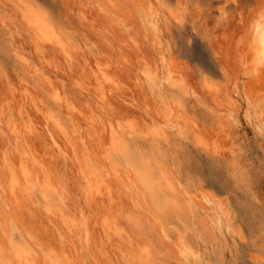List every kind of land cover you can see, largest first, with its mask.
<instances>
[{"label":"rangeland","instance_id":"1","mask_svg":"<svg viewBox=\"0 0 264 264\" xmlns=\"http://www.w3.org/2000/svg\"><path fill=\"white\" fill-rule=\"evenodd\" d=\"M26 1L31 6L51 12L60 21H66L64 23L76 32L77 38L90 41L95 50L92 52L89 46H83L71 62L52 46L48 49L40 47L19 12L12 10L13 2L0 0V157L7 156L18 162L24 155L35 154L42 163H47L46 169L50 171L56 187L54 196L50 194L51 203L63 206L72 218L75 217V224L70 229L61 219L50 220L45 213L47 200L43 198L42 186L36 183L33 205L36 209H43L40 214L47 217V226L50 229L57 226L62 233L65 231L66 238L71 235L74 254H79L81 262L85 264H140L134 254V246L140 237L137 226L126 217L128 212L124 210L128 208L124 200L120 196L113 201L106 197L91 199L82 178L87 164L99 165L114 159V164L121 170L125 167L124 154L118 152L112 143V132L106 130L100 137L105 142L102 147L99 137L89 130L91 126L88 120L96 117L104 122L106 119L120 131H125V147L132 156L138 158L145 155L153 164L161 163L182 185L183 196L193 208L192 231L197 245V260L201 264H264V129L257 122L258 116L263 113L256 111L245 99L233 105L230 101L236 82L234 69L244 46L247 20L255 9L264 6V0H152L157 25L155 34L159 41L157 47L163 50L168 60L174 61L182 87L167 81L165 66L160 56L151 51L153 44L146 43L144 33L139 37L136 33L124 36L121 25L110 24L109 19L100 15L95 7H91L88 18H84L85 0ZM133 40L140 42L136 44ZM111 42V53L116 60L115 70L126 87L114 86L106 96L111 104L102 105L90 61L94 62L96 54L99 55L98 48L108 51ZM16 51L26 55L33 72L28 74L29 71L17 63L14 58ZM105 55V52L100 54L102 57ZM144 61L157 65L161 72L159 81L164 100L158 97L159 106L147 93L148 82L145 83L143 73L138 69L140 64L137 66ZM42 70L55 75V82L64 87L72 116L70 110H66L67 106H64L65 109L62 107L63 110L52 107L51 89L45 87L37 75ZM138 72L142 78L137 77ZM207 81L222 82L225 91L219 100L207 88ZM240 81L242 91V88L251 85L252 79L243 77ZM144 99L149 102V111L143 105ZM225 99L230 101L228 104L231 106L227 105ZM22 101L29 116L20 113ZM165 102L173 106L175 117L172 125L164 128L166 135H162L158 127L164 126L166 121L158 110H162ZM48 103L59 114L68 132L76 126L80 127L84 138L80 141L78 152L69 146L59 126L47 119ZM40 104L47 109L40 110ZM29 120L37 126V130H28ZM14 122L23 126L21 138L14 134ZM60 149H63V153ZM188 189L192 192H186ZM205 197L215 204L213 208H210ZM115 201L118 204H113ZM130 209L133 211V208ZM115 225L119 226L117 231L113 230ZM167 225L169 234L174 238L173 225ZM144 230L148 231V228ZM168 247L164 249L169 250ZM186 260L180 258L176 262L197 264L195 256Z\"/></svg>","mask_w":264,"mask_h":264},{"label":"bare ground","instance_id":"2","mask_svg":"<svg viewBox=\"0 0 264 264\" xmlns=\"http://www.w3.org/2000/svg\"><path fill=\"white\" fill-rule=\"evenodd\" d=\"M11 2H13V4L11 5L12 10L14 9L15 12L16 11L19 12V15H21L26 26L28 27L29 31L32 33V36L35 38V40L40 45V47L48 49L50 46H52V48H55L60 52H62L64 57L71 62L75 59L76 57L75 54H77L79 51L78 49H80L83 46H87V47L89 46L92 52L95 51L90 41L86 42L85 40L83 41L78 39L76 32L71 30L69 25L65 24L66 21L64 20L60 21L59 19H57V17H55V15L50 14L51 12H47L44 9L42 10L40 8L31 6L26 0H11ZM84 5L86 6V9L84 10V16H83L84 18H88L87 13L91 11V7H95L100 15H105L109 19L110 24L121 25V28L123 29L122 33L124 36L127 33L129 35L136 33L139 37L144 33L146 43L153 44V48H150L151 51L160 56L162 64L165 66L164 76L167 79V81H169V83L171 84H175V85L178 84L179 86L182 87L181 79L180 76L178 75V71L175 68L174 61L168 60L163 50L157 47V42L159 41L157 38V34H155L157 25L155 24V16H154L155 11L152 0H85ZM130 22H132V24ZM135 26L137 27L136 29H134ZM72 34H74L75 36H73ZM150 35H153L154 38L153 36L151 37ZM243 40H245L243 43L244 46L238 55V59L236 62L237 66L236 69H234V71L236 72L235 88L233 89L232 92V98L230 97L229 98L232 105L240 99L241 100L245 99L246 102L252 105L251 107L255 108L256 111H261L263 115L258 116L257 122L258 125L264 129V6L263 5L262 7L260 6L257 10L255 9V12L251 14V16L248 18L246 23L245 38ZM135 41L136 44H139L138 42H140L139 40H135ZM135 41L133 40V42ZM120 48L121 47H119V50ZM107 49L108 51H106L105 48L104 49L98 48L97 51L99 55L97 56L96 54L94 58V62L90 61V63H93V65L90 64L91 66H93V71H94L93 77L96 83H98L99 88L102 90V91L99 90V88L97 90L98 98L100 100L99 102H101V104L102 103L107 104L108 102H110V99L106 98V96L110 93V91L114 86H116L117 88H121V87L123 88L125 86L123 79L118 77L117 71L115 70L114 63L116 60L114 61V57L111 53V50L113 49L112 42L109 43ZM142 51H144V49ZM103 52H105L106 55L102 57L100 56V54ZM85 57L86 56H84V58ZM14 58L16 61H18L17 63L24 66L27 69V71H29L28 74L30 72H33L32 70L33 67L31 63L28 61L26 55H24L21 51H16L14 54ZM136 60L138 59L136 58ZM151 61L153 62L154 60ZM137 66L138 69L143 73L144 79L146 80L145 83L148 82L146 84L148 86L147 93L153 97L154 99L153 102L157 106H159V104L157 103L158 97H160L161 100H164V98L162 97L163 93L161 95L162 87L159 79L162 76L160 70L158 69V66L152 65L147 61H144L143 63L140 62L137 64ZM37 75L44 83L43 85L51 89L52 92L51 94H53L52 107L62 109V107L67 106L68 109L66 110L69 111L70 104H68L69 101L68 97L66 96L64 87L55 82L54 78L56 76L55 75L53 76L52 73L44 70L37 72ZM140 75L141 74L138 72L137 77H139ZM140 77L142 78V76ZM243 77L252 79L253 82L252 81L250 82L251 85H248L249 87L245 86L244 88H242L243 89L242 92L240 87V82H241L240 80ZM106 85L109 86L108 90L106 89ZM222 85H223L222 82L220 83L209 82V81L206 82L207 88L209 89V91H211L214 94L216 100H219V98H221L222 95L224 94L225 88ZM225 85L228 86V83H226ZM108 97L111 98V96ZM225 100L227 101V105L231 106L230 104H228V102L230 103V101L227 99ZM21 103H23V101L20 102V104ZM41 104L38 105L40 110L47 109L44 107V105L42 106ZM148 104H149L148 100L146 101L144 99L143 105L146 111H149L151 109L149 108ZM241 105L242 104L240 103V106ZM24 106L22 105L20 107L19 109L21 110L20 113H22V115L26 114L25 116H29L30 115L28 113L29 111ZM49 108L50 106L48 103V109ZM51 108L49 109L47 119H49L50 121L51 120L54 121L52 123H56L59 126V128L62 130L61 132L64 133L65 139L67 140L69 146L71 145L75 150V152L76 151L78 152V147L81 145L80 141H82L84 138L83 133L80 131V127L76 126L74 130L68 132L67 131L68 128L66 129V125H64V122L61 120L59 114L54 112V110ZM72 108L73 107H71V109ZM102 110L104 111V109ZM102 110L101 111L99 110L100 113L102 112ZM173 110H174L173 106L168 105L166 102L165 105L162 106V110L161 109L158 110L159 111L158 113L162 115L166 121L164 123V126L160 125L158 127L162 135L163 134L166 135L167 132L166 129L164 131V128L166 126L172 125L171 122H173V118L175 117L173 114ZM71 112L73 111L70 110L69 112L72 116L73 114ZM88 112L89 111H87V113ZM29 121L30 122L27 125L28 130L29 131H34L35 129L37 130V126L33 122H31V120ZM105 121L106 122L102 120H98L96 117L91 118V120H88L91 126V129L89 130L93 132L92 135H95V137H99V139L100 137H103V133H105L106 130H110L112 132L111 140L113 142L112 141L111 142L116 147V150L118 152H122L124 154L125 167L124 169L121 170L120 167L114 164L115 160L111 159L110 162H107L108 164L107 163H102L99 165L87 164L88 168L85 169L82 168L83 169L82 178L86 183L87 186L86 188L90 198L101 199L102 197L104 198L106 197L111 201H113L112 199L119 198L120 196L122 200H124L125 207L128 208L127 210H124L128 212L127 213L128 215H126V217L129 221H133V224L137 226V231L139 233L138 237H140V241L137 243L136 246H134V250H135L134 254H136L137 258L140 261V264H177L176 260H179L180 258L185 260L186 259L190 260L192 256H195V262H197V264H201L199 260H197L198 258L197 245L196 242L194 241V235L192 231L193 208L190 206L189 202L183 196L184 190L183 187H181L182 185L179 182H176L170 169L161 166V163L153 164L152 161L149 160L145 155L139 156L138 158L132 156L131 155L132 153H130L129 149H127V146L125 147V131L122 132L112 122H108V120L106 119ZM251 122H253V119L251 120ZM158 124L155 126L157 127ZM22 127L23 126H21V124L18 122H14V124L12 123V129L14 131V134L18 138H21L20 132L23 129ZM92 127L94 128L93 130ZM124 129L125 128H123V130ZM128 131L129 130H127V132ZM133 132L135 134V131ZM134 136L136 137V135ZM159 137L160 136H158V138ZM60 138L62 140V137ZM166 138L168 137L166 136ZM127 139H130V137ZM100 140L102 141V139ZM126 144L128 145V143ZM100 145L102 147L103 145L105 146V142L102 141V144ZM69 146L67 148H70ZM64 147H66V143ZM59 151L63 153V149H60ZM105 151L106 150H104V152ZM231 152L232 153L234 152V148L231 149ZM21 158L22 159L20 161L15 162L7 156L6 157L3 156V158L0 157V264H85L84 262H81V258L79 254L77 255L74 254L76 252H74L72 249L73 247L71 244H73V242L71 241L72 238H70L71 235H69V237L66 238L65 231L62 233L61 231H58L57 226L51 227L52 229H50L49 226H47L48 225L46 222L47 217L50 220L53 218L61 219V221L64 222L67 225V228L69 229L73 224H75L74 222L75 217L72 218V216H70L63 209L64 208L63 206L57 204L55 206V204H52L50 201L52 197L50 194L51 193L53 194L55 192L56 187L54 185L50 171L46 169L47 163L46 165L45 163H42V161L39 160L35 156V154H27V156L24 155ZM166 159H168V156ZM163 165L165 166V163H163ZM36 183L42 186V194L44 196L43 198L47 200L46 209H45L47 211V212L45 211L47 217L40 214V211L41 212L43 211L41 207L36 209V207L33 205L35 200L34 191H35ZM190 191L191 190L189 191L186 190V192L188 193ZM196 191L197 190H195V192ZM189 197L191 198L193 196H189ZM205 198H206L205 200L208 203H210V208H213L215 204L211 203L210 198L208 197ZM116 202L117 201H115L113 204H118ZM130 208H133V211H130L131 210ZM206 213L209 214L208 211H206ZM167 224L173 225V228L175 229L174 238H172L171 235L169 234L170 228L166 227ZM138 226L140 229L138 228ZM145 227L148 228V231L144 230ZM116 229H119L118 225L117 227L115 225V228L113 230L117 231ZM140 232L142 233L140 234ZM167 245H169L168 247L169 250L164 249L166 248ZM164 250H166L165 254L162 255V253H164ZM90 252L92 253V251Z\"/></svg>","mask_w":264,"mask_h":264}]
</instances>
